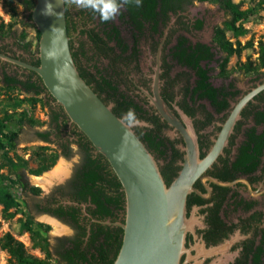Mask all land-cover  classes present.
Returning <instances> with one entry per match:
<instances>
[{"label":"flooded vegetation","instance_id":"flooded-vegetation-1","mask_svg":"<svg viewBox=\"0 0 264 264\" xmlns=\"http://www.w3.org/2000/svg\"><path fill=\"white\" fill-rule=\"evenodd\" d=\"M194 4L195 1L186 2L180 8L174 11L168 9L164 13L157 8L158 17L155 20L139 21V24L126 23L127 19L121 22L119 14L106 24L98 16L93 17L91 9L68 5L69 43L78 71L100 98L111 105L115 115L131 125L158 163L166 186L182 169L185 143L182 133L163 120L149 102L154 70L158 72L160 98L167 108L185 127L180 114L192 124L197 158L200 160L208 156L233 105L264 81V72L247 73L252 74L251 82L241 89L228 75L219 76L214 62L206 65L205 61H201L198 63L201 69L212 68L205 73L206 80L218 89L220 96L213 104L207 97L200 96V90L195 92L199 77L194 68L179 63L174 57L175 48L184 40L186 45L212 47L216 54L214 59L219 53L213 49L212 42L216 26L211 27L200 15L190 14L189 9ZM83 10L86 14L84 19L81 15ZM110 29H115L117 40L123 43L121 48L113 41L114 37L107 45L93 40V35L97 34L107 41L105 32ZM205 31L211 32L210 43L201 42ZM12 44L24 54L5 46H0V53L35 65L34 62L38 61L36 53L23 50L15 42ZM0 66L2 78L3 74L24 78L30 70L1 60ZM100 75L109 79L111 85L104 86ZM129 109L134 112L128 114ZM68 130L72 131L71 123ZM66 138L69 137L63 135V140ZM25 180L29 185L26 177ZM68 180L60 187H64ZM50 181L47 179L44 186L36 185L45 188ZM191 186L192 189L185 195V218L189 224L184 234L186 252L180 256V262L189 258L191 260L186 263L264 264V89L247 101L219 152L209 166L196 176ZM49 188V194L43 197L41 191L36 195L28 188L23 190H28L29 196L35 199L32 206L28 203L35 220L40 217L49 225L55 219L68 225L73 234V227L54 214L55 207L78 206L82 208L79 219L88 222L87 231L92 222L118 227L115 224L123 221L120 204H116L114 209L111 207L114 214L106 220H99L90 215V202L77 205L69 196H62L60 189L54 195V184ZM47 239L54 260L55 240L51 242L48 235Z\"/></svg>","mask_w":264,"mask_h":264},{"label":"trees","instance_id":"trees-1","mask_svg":"<svg viewBox=\"0 0 264 264\" xmlns=\"http://www.w3.org/2000/svg\"><path fill=\"white\" fill-rule=\"evenodd\" d=\"M15 1L21 4L29 14L25 17L27 22L24 26L33 28L35 31L36 50L34 52L38 55L40 34L31 23V14L36 4L35 0ZM191 1L202 4L208 0H140L139 7L135 5L133 0L132 4L121 9L118 20L124 22V20L127 19L125 22L130 24L137 22L139 24V21H153L158 17L156 12L157 8H160L162 13L168 11V9L174 11L176 8H180L183 3L187 2L190 4ZM216 2H218L219 7L229 16V18L222 23V26H216L213 29V49H215L217 53H220L222 57L214 59L216 54L211 50L212 47H206L203 45H186L187 42L184 40L179 42V45L175 48L176 54H174V57L178 59L179 63L194 68L199 77L198 87L195 89V92L200 90L202 92L200 96L207 97L213 104L217 103V96L220 95L218 89L212 87L206 80L207 77L205 73L212 68L201 69L198 66V63L205 61L207 65L208 63L214 62L218 68L217 74L226 77L230 71L226 69L228 59L232 56L239 59L245 50V47H242V45L236 41L239 37L246 34L242 25L246 23V21L255 18L258 8L264 5V0H260L257 5L247 8L245 11H241L237 5H234V3L231 2V0H216ZM66 14L68 17L67 4ZM90 14L93 17L96 15L99 18V14L94 11H91ZM81 15L83 19L86 17L84 10L81 12ZM67 17V33L70 35ZM107 23L108 22H106V24ZM14 26V23L4 25L0 19V39L5 40L13 38L14 42L20 48L32 53V41L27 40V36L23 32L18 35L17 32L14 31ZM199 27L200 24L197 25V28ZM226 32H231L235 43L225 38ZM105 34L108 35L107 41H103L97 34L93 35L94 37L92 38L94 41L97 39V42L107 45L108 41H112L111 38L114 37L113 41L116 42L118 48H121L123 43H121L120 40H117L115 29H110L109 32L106 31ZM247 45L251 44L248 42ZM72 54L74 59L75 54ZM257 54V59L254 61L247 60L245 63L237 65L235 70L243 72L244 74L264 72V69L261 70V68L264 67L263 42H259ZM34 64L38 65V61L34 62ZM98 72L100 73L101 71L99 70ZM79 74L84 81H86L84 75L80 72ZM100 79L104 86L111 85V81L104 78L102 75H100ZM2 82L8 90L18 88L20 91L34 94L33 96L22 98L15 97L13 106H20L27 103L30 107H34L37 104L43 105L45 103L50 109L48 123L51 130L37 132L36 137L43 142H50L51 135L56 133L58 151L46 154V147H39L32 151L35 161L37 162V167L31 168L30 172L35 176H39L50 170L53 165H55L57 158L60 155L66 158L72 155L73 149L71 148V144H74L76 152L80 157V162L67 184L64 187L59 188L62 196H69L77 205L90 202L91 207L88 211L91 213V216L96 217L99 220H106L109 216L114 214L113 209L116 204L121 205L123 214H125V199L123 192L108 159L95 149L92 143L86 138L85 134L81 132L74 123H71L72 131L70 132L68 130L70 123L68 116L64 112L63 107L57 103L52 96H50L51 94L37 74L30 70L29 74L24 78L3 74ZM86 82L89 84L88 81ZM220 94L222 95V92ZM54 102L57 105L54 104ZM111 110L113 111V109ZM113 113L115 114L114 111ZM26 124L32 126L39 125V121L29 115L27 110L22 112V115L18 118H15L12 114L7 112L0 117V151L6 149L13 150V148H15L18 135ZM63 135H66L71 139L66 138L63 140ZM21 168H23V163H18L15 167V179H13L12 183L22 190L28 188L29 191L36 195L39 194V188L28 185L24 173L20 171ZM0 204L4 207L2 214L3 218L6 220L12 219L15 214L21 211V203L15 198V194L10 191V187L7 185L0 186ZM93 205H96V207L94 208ZM111 207H113V209H111ZM81 210L82 208L78 206H70L68 208H64L63 206L55 207L54 214L70 224L74 229V233L71 236L57 238L58 240L55 244L54 264H111L121 247L122 230L119 227H113V225L92 222L87 231V220L79 219ZM47 229V227L42 231L34 229V227L31 226V222H24L22 231H28L34 248L43 251L46 259H51L52 252L46 236ZM0 248L8 255L6 264H46L45 260L37 258L29 253L25 243L10 233H5L0 237Z\"/></svg>","mask_w":264,"mask_h":264},{"label":"water","instance_id":"water-1","mask_svg":"<svg viewBox=\"0 0 264 264\" xmlns=\"http://www.w3.org/2000/svg\"><path fill=\"white\" fill-rule=\"evenodd\" d=\"M31 23L40 34L38 65L0 53V60L34 71L68 116L95 149L108 159L125 199L122 243L111 264H196L180 262L186 252L185 195L192 182L219 152L239 112L247 101L264 89V81L233 105L219 137L203 160L197 158L192 124L182 114L186 127L160 98L157 70L152 75L149 102L160 117L178 129L184 139L185 156L178 176L166 186L156 160L137 134L118 118L100 95L80 76L66 26V4L62 0H35ZM46 4H51L47 14ZM59 14V15H57ZM157 69V67H156ZM108 223V221H105Z\"/></svg>","mask_w":264,"mask_h":264},{"label":"rangeland","instance_id":"rangeland-1","mask_svg":"<svg viewBox=\"0 0 264 264\" xmlns=\"http://www.w3.org/2000/svg\"><path fill=\"white\" fill-rule=\"evenodd\" d=\"M260 0H231L234 5H237L241 11H245L247 8L251 6L257 5ZM190 14L200 15L204 18L206 22L210 24L211 27L214 26H222V23L226 21L229 16L219 7L218 2L216 0H208L203 4L196 3L192 8L189 9ZM28 12L24 9V7L19 4L15 0H0V19L4 25L14 23V31L20 35L22 32L26 34L27 40L32 41L33 50L32 54H35L36 50V42H35V31L33 28L26 27L24 24L27 22L25 19L28 16ZM242 28L246 31V34L242 37H239L236 41H238L242 47H245V50L241 54V57L237 59L232 56L228 59L226 64V69L230 70L228 72V78L232 79L236 86L243 89L247 86L248 82H251L250 78L252 74H244L243 72L236 71L237 65H241L248 61H254L257 59V52L259 48V42L264 43V5L258 8L257 15L252 20L246 21L242 25ZM203 43H210L211 32L205 31L201 35ZM225 38L229 41L235 43L234 38L232 37L231 32L225 33ZM251 45H247V43ZM12 43H14V39H5L0 41V46L8 47L11 51H15L17 53L24 54L19 51ZM29 54V56H32ZM218 58H221L222 55L219 53L217 55ZM217 71V67L215 68ZM264 69L261 68V70ZM213 74L216 75L215 72ZM217 76V75H216ZM222 80V79H221ZM33 93H26L20 91V89H12L8 90L5 88V84L2 82V67L0 66V117L4 115V113L12 114L15 118H18L22 115V112L27 110V113L39 121V125H29L26 124L21 133L18 135L16 140V146L12 149H6L0 151V186H9L10 191L15 194V198L21 203V211L13 216L12 219L6 220L3 218V205L0 204V237L5 233H10L15 236L17 239L23 241L26 245V248L29 253L33 254L35 257L43 259L46 261V264H54V260L46 259L44 252L38 248H34L32 239H30V234L28 231H22L24 222H31V226L34 229L45 230L46 227L47 232L46 236H49L51 242L55 240V244L57 242V238L63 236H71L72 231L68 228V225L65 223L59 222L54 219L53 222H50L47 225V221L44 219L37 217L36 220L32 217V211L28 207L30 204L33 205L35 199H33L28 194V190L25 192L22 189L18 188L15 184L12 183L13 179H15V167L18 163H23V168L20 169L24 173V176L28 179L29 185H33L40 189L41 197L49 194L50 188L54 184V195L58 194V189L61 185H63L73 174L74 170L78 166L80 160L79 155L76 152V147L74 144H71V148L73 149V153L69 157H64L60 155L57 158V162L53 167L44 172L39 176H35L30 172L31 168L37 167V162L35 161V157L32 154V151L39 147H46V154H51L53 151H58V144L56 139H54V135H51L50 142H43L36 137L37 132H43L46 130H51L49 125V106L47 104H37L34 107H30L29 104L24 103L20 106H13V102L15 97H26L33 96ZM68 139H71L70 137ZM24 159V160H21ZM27 162H26V161ZM25 161V162H24ZM63 165L66 168V173L58 178L50 179L48 177L56 167L59 165ZM45 177V178H44ZM39 178V180H36ZM42 179V180H41ZM47 179L51 180L48 182V186L42 188L38 186L41 184L42 186L46 184ZM41 182V183H40ZM36 183L38 185H36ZM44 183V184H43ZM29 203V204H28ZM13 211V210H12ZM39 221L40 223H37ZM61 228L63 231H61ZM8 259V255L5 251L0 248V264H6Z\"/></svg>","mask_w":264,"mask_h":264},{"label":"clouds","instance_id":"clouds-1","mask_svg":"<svg viewBox=\"0 0 264 264\" xmlns=\"http://www.w3.org/2000/svg\"><path fill=\"white\" fill-rule=\"evenodd\" d=\"M62 3L75 6L79 9H91L99 14L101 22H109L114 20L120 13L121 9L133 3V0H62ZM137 7L140 6V0H134ZM51 4H46L47 14H51ZM59 15V14H57ZM134 110L129 109L128 114H132Z\"/></svg>","mask_w":264,"mask_h":264},{"label":"bare ground","instance_id":"bare-ground-1","mask_svg":"<svg viewBox=\"0 0 264 264\" xmlns=\"http://www.w3.org/2000/svg\"><path fill=\"white\" fill-rule=\"evenodd\" d=\"M66 173V168L63 167V165H59L58 167H56V169H54V171L48 175V177L52 180L55 178H58L62 175H64ZM45 178V177H44ZM36 180H39V178H36ZM42 180V179H41ZM41 183V182H40ZM37 184V183H36ZM44 184V183H43ZM40 185V184H39ZM44 186V185H43ZM61 231H63V229L61 228Z\"/></svg>","mask_w":264,"mask_h":264}]
</instances>
